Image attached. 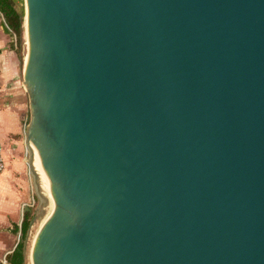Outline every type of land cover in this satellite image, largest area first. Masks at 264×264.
I'll return each mask as SVG.
<instances>
[{
  "label": "water",
  "instance_id": "water-1",
  "mask_svg": "<svg viewBox=\"0 0 264 264\" xmlns=\"http://www.w3.org/2000/svg\"><path fill=\"white\" fill-rule=\"evenodd\" d=\"M25 5L33 264H264V0Z\"/></svg>",
  "mask_w": 264,
  "mask_h": 264
},
{
  "label": "rangeland",
  "instance_id": "rangeland-1",
  "mask_svg": "<svg viewBox=\"0 0 264 264\" xmlns=\"http://www.w3.org/2000/svg\"><path fill=\"white\" fill-rule=\"evenodd\" d=\"M14 1L16 8L19 11L24 12L25 15V0ZM0 14L3 19H5L3 14ZM4 25L7 26L6 24ZM8 26L7 28L10 31L11 43H17L16 34L13 33L11 28ZM26 40V31L24 27L22 58H19L22 66V78L24 59L27 53ZM22 80H24V78ZM25 89L29 100L28 123L31 117V100L26 86ZM24 141L25 142L20 149H14V151L9 152L10 160L4 159L5 173L3 177L0 178V264H7L6 255L13 250L17 241L20 240L21 232L13 229V223H21L24 213L28 209L32 210L35 215L40 201L34 177L28 166L30 151L26 141V129ZM15 159L20 162V166L15 165ZM43 219L44 215L41 209L38 211V214L31 226V231L25 239V255L27 264L29 262V254L32 249L33 241Z\"/></svg>",
  "mask_w": 264,
  "mask_h": 264
},
{
  "label": "crops",
  "instance_id": "crops-1",
  "mask_svg": "<svg viewBox=\"0 0 264 264\" xmlns=\"http://www.w3.org/2000/svg\"><path fill=\"white\" fill-rule=\"evenodd\" d=\"M6 23L0 14V146L3 158L10 160L9 152L20 149L25 142L29 100L22 80L21 60L11 45ZM14 163L20 166L17 159Z\"/></svg>",
  "mask_w": 264,
  "mask_h": 264
},
{
  "label": "trees",
  "instance_id": "trees-1",
  "mask_svg": "<svg viewBox=\"0 0 264 264\" xmlns=\"http://www.w3.org/2000/svg\"><path fill=\"white\" fill-rule=\"evenodd\" d=\"M0 12L3 14L12 32L17 36V43L11 45L16 50L18 57L22 58V45L24 33V12L19 11L14 0H0ZM34 213L28 209L25 211L21 223L14 222L13 229L20 231V240L17 241L13 250L6 255L7 264H27L25 255V239L31 225Z\"/></svg>",
  "mask_w": 264,
  "mask_h": 264
},
{
  "label": "bare ground",
  "instance_id": "bare-ground-1",
  "mask_svg": "<svg viewBox=\"0 0 264 264\" xmlns=\"http://www.w3.org/2000/svg\"><path fill=\"white\" fill-rule=\"evenodd\" d=\"M25 13H26V5H25ZM26 24V22H25V20H24V25ZM25 31H26V39L28 38L27 37V30H26V26H25ZM27 41V40H26ZM28 141H29V145H30V147L32 148V141H33V133H32V135H30L29 136V139H28ZM42 223H43V221H42ZM42 225V224H41ZM28 264H33V262H32V259H31V251H30V254H29V262H28Z\"/></svg>",
  "mask_w": 264,
  "mask_h": 264
},
{
  "label": "built area",
  "instance_id": "built-area-1",
  "mask_svg": "<svg viewBox=\"0 0 264 264\" xmlns=\"http://www.w3.org/2000/svg\"><path fill=\"white\" fill-rule=\"evenodd\" d=\"M6 25H7V23H6ZM4 167H5V163H4V158L2 156V153H1V146H0V174L3 171Z\"/></svg>",
  "mask_w": 264,
  "mask_h": 264
}]
</instances>
